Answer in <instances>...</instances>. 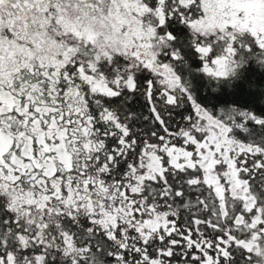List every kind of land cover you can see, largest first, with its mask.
I'll return each instance as SVG.
<instances>
[{"label": "snow or ice", "instance_id": "obj_1", "mask_svg": "<svg viewBox=\"0 0 264 264\" xmlns=\"http://www.w3.org/2000/svg\"><path fill=\"white\" fill-rule=\"evenodd\" d=\"M0 264H264V0H0Z\"/></svg>", "mask_w": 264, "mask_h": 264}]
</instances>
